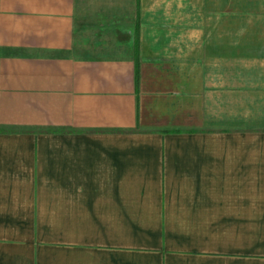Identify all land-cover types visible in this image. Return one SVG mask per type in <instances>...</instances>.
I'll list each match as a JSON object with an SVG mask.
<instances>
[{
	"label": "crops",
	"instance_id": "1",
	"mask_svg": "<svg viewBox=\"0 0 264 264\" xmlns=\"http://www.w3.org/2000/svg\"><path fill=\"white\" fill-rule=\"evenodd\" d=\"M0 264H264V0H0Z\"/></svg>",
	"mask_w": 264,
	"mask_h": 264
}]
</instances>
